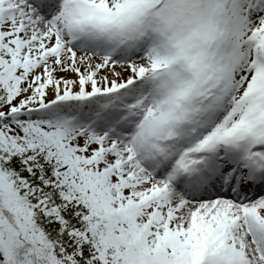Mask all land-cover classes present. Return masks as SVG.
<instances>
[{
  "label": "snow or ice",
  "instance_id": "snow-or-ice-1",
  "mask_svg": "<svg viewBox=\"0 0 264 264\" xmlns=\"http://www.w3.org/2000/svg\"><path fill=\"white\" fill-rule=\"evenodd\" d=\"M0 264H264V0H0Z\"/></svg>",
  "mask_w": 264,
  "mask_h": 264
}]
</instances>
